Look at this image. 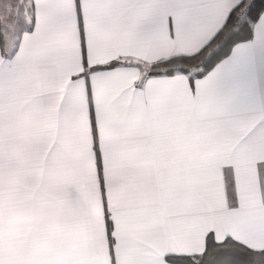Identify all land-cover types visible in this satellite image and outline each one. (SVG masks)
Returning a JSON list of instances; mask_svg holds the SVG:
<instances>
[{
  "label": "snow or ice",
  "instance_id": "obj_1",
  "mask_svg": "<svg viewBox=\"0 0 264 264\" xmlns=\"http://www.w3.org/2000/svg\"><path fill=\"white\" fill-rule=\"evenodd\" d=\"M0 264H264V0H0Z\"/></svg>",
  "mask_w": 264,
  "mask_h": 264
}]
</instances>
